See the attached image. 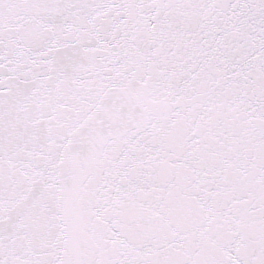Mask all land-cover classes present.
Returning a JSON list of instances; mask_svg holds the SVG:
<instances>
[{
  "label": "snow or ice",
  "instance_id": "obj_1",
  "mask_svg": "<svg viewBox=\"0 0 264 264\" xmlns=\"http://www.w3.org/2000/svg\"><path fill=\"white\" fill-rule=\"evenodd\" d=\"M0 264H264V0H0Z\"/></svg>",
  "mask_w": 264,
  "mask_h": 264
}]
</instances>
